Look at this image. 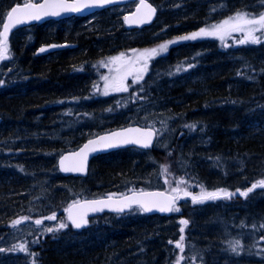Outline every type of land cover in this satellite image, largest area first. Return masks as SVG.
<instances>
[{
  "label": "trees",
  "instance_id": "trees-1",
  "mask_svg": "<svg viewBox=\"0 0 264 264\" xmlns=\"http://www.w3.org/2000/svg\"><path fill=\"white\" fill-rule=\"evenodd\" d=\"M21 1L0 0V17ZM151 1L162 10L160 0ZM163 1L170 2L172 13L160 10L154 25L134 31H127L114 8L99 12L108 30L117 29V35L109 30V38L105 32L82 30L85 18L49 21L14 33L12 52L20 58L9 70H0V256L7 254L13 264H177L178 260L179 264H213L210 249L220 257L218 264H264V188L240 195L264 179L261 42L240 43L245 37L238 32L224 41L215 36L169 39L176 42L155 59L142 81H127L128 92L96 93L104 61L164 42L152 41L170 33L180 16L179 24H174L177 37L211 28L238 12L249 18L264 14V0ZM179 10L183 14L176 17ZM125 34L139 40L126 41ZM66 41L77 47L34 55L41 44ZM240 58L245 69L234 62ZM166 64L170 68L165 71ZM147 104L152 112L145 120L142 111L133 113ZM100 114L112 116V121L96 124ZM133 123L160 131L175 127L174 135L182 140L177 147L184 144L180 155L176 157L175 147L168 143L160 157L154 150L118 149L95 156L84 178L63 176L51 160V167L40 166L42 160L58 158L88 137ZM182 129L189 131L186 137L178 135ZM195 135L197 143L190 138ZM229 159L236 160L238 167L230 165ZM1 165L15 169L5 171ZM181 179L185 183L179 187L191 195L181 191L176 205L180 211L169 216L147 215L140 208L124 215L103 214L92 218L83 231H75L66 219L71 202L134 189L172 192ZM202 189H223L232 195L193 203L192 195ZM55 213L57 220L46 219ZM22 217H28L21 221L25 224H13ZM181 220L188 223L181 225ZM58 222L68 226L60 228ZM215 224L227 227V232L231 229L221 241L217 235L207 236ZM177 242L183 244V251ZM11 261L0 260V264Z\"/></svg>",
  "mask_w": 264,
  "mask_h": 264
},
{
  "label": "snow or ice",
  "instance_id": "snow-or-ice-1",
  "mask_svg": "<svg viewBox=\"0 0 264 264\" xmlns=\"http://www.w3.org/2000/svg\"><path fill=\"white\" fill-rule=\"evenodd\" d=\"M112 2L113 0H73L72 3H69L68 0H24L22 5L17 3L6 13V19L0 17V25L3 28L0 31V60L9 58L8 35L11 29L17 25L32 20H40L42 17L59 16L62 12H79L85 8L103 6ZM154 12L155 9L146 3V0H139V5L134 15L142 13L140 19L133 21L127 16L124 19L128 23H144L151 20ZM232 32L245 33V38L240 40V43H247L249 41L252 43H260L261 37L255 35V33L260 32L264 35V14L249 18L247 14L238 12L235 16L229 17L219 24L212 25L211 28L202 27L197 32L177 37V40H196L202 36H215L221 41H224L225 37ZM174 42L176 41H169L152 49L132 50V56L120 53L118 56L110 57L109 63L114 66L111 71L115 74L111 77H103L105 80L104 95H108L109 91L128 92L130 87L127 83L128 78H132V84L139 83L147 72L148 61L160 53L165 52L168 44ZM40 51L43 52L45 49L41 48ZM0 83L3 82L0 81ZM154 135L155 132L151 128L129 127L118 132L100 136L97 139L89 140L78 152L73 153L71 157H62L60 167L63 171L83 172L86 168L89 153L123 144H137L147 148L151 146ZM67 161H71V163L66 164ZM162 167L164 172L168 171L166 166ZM182 183H185V181L181 179L177 182V187L172 189L175 195H166L163 192L133 191L132 195L121 194L119 198L116 197V194H108L106 198L102 199L86 200L83 203L77 201L67 209L68 220L75 228H81L88 223L86 217L89 212L102 211L104 208H113V206H115L114 210L118 212H122L126 208H131L133 205L138 206L144 212H150L154 209L160 212H178L180 209L176 207V201L180 198L179 193L183 191L185 196L191 195L187 190L179 187ZM257 187L264 188V179L253 184L247 191L240 192V195L247 196L249 192ZM221 194L225 197L232 195L223 189L214 192H208L202 189L199 197L192 196V202L202 203L205 200H214L219 198ZM74 209L76 210L75 212ZM27 219L28 217H22L20 220L13 221V224H19L22 220ZM46 219L54 220L56 216L53 214L52 216L46 217ZM35 223L41 224L42 221L36 220ZM187 223V220L180 221L181 225H186ZM67 226L64 223L59 225L60 228H66ZM48 231L51 232L52 229L49 228ZM180 231L183 232L184 229L181 228ZM183 240L184 237L181 235L180 241ZM176 246L183 251V244L181 242H177ZM21 249L23 250V246H21ZM233 250L235 251V249ZM0 251H3V249H0ZM180 259H183V257H180ZM177 264H179V260Z\"/></svg>",
  "mask_w": 264,
  "mask_h": 264
},
{
  "label": "bare ground",
  "instance_id": "bare-ground-1",
  "mask_svg": "<svg viewBox=\"0 0 264 264\" xmlns=\"http://www.w3.org/2000/svg\"><path fill=\"white\" fill-rule=\"evenodd\" d=\"M69 1H73V0H69ZM149 1H151V0H149ZM170 1H173V0H170ZM185 0H175V2L177 3V4H182L183 2H184ZM136 2H138V1H128V2H125V3H136ZM155 6H156V8H157V10H158V14H157V17H156V19H158V17H159V15H160V8H158V6L153 2V1H151ZM17 3H19V4H23L24 3V0H22L21 2H16V3H14L9 9H8V11L13 7V6H15ZM125 3H122V4H120V3H118V4H113V5H111L110 7H109V9L110 8H117V7H119V6H121V5H124ZM206 4H209V3H211L210 1H207V2H205ZM159 5H161L163 8H162V13L163 12H166V13H172V11L173 10H171V11H169L170 10V2L169 1H163V0H160V2H159ZM107 9V8H106ZM106 9H103V10H106ZM103 10H101V11H103ZM7 11V12H8ZM101 11H95V12H93V13H91L90 15H98V13L99 12H101ZM183 11H181V10H179V12H177L178 14H175V16L177 15V16H180V15H182L183 13H182ZM169 15H171V14H168V16ZM176 16V17H177ZM182 16H180L179 18H177V19H175L174 21H173V23L174 24H179V22L181 21V18ZM4 18H6V15H5V17ZM83 18H85V16H80V15H71V16H68V17H64V18H61V19H54V18H52V19H48V20H45V21H43V22H41V21H38V22H34V23H29V24H25V25H20V26H18V27H16V28H14L12 31H11V33H10V37H9V39H8V44H10L11 42H12V38H13V36H14V33H16V32H18V31H21V30H29L30 28H32V27H34V26H38V25H44V24H46L47 22H49V21H68V20H70V19H74V20H76V19H83ZM170 18H172V17H170ZM169 18V19H170ZM123 24H124V26H125V28H126V25H125V23L123 22ZM174 24H171V26H170V33H164V34H159L158 36H157V38L154 40V41H152V42H156V41H158V40H163L164 42H169V41H171V40H169V39H175V38H177V34H178V30H177V28L174 26ZM108 28V25L106 24L105 25V23L103 22V23H101V25H100V27H98V30H95V33H96V31L98 32V31H100V33L101 34H103V32H105L104 34H105V36L107 37V38H109L110 36L109 35H107V34H110L111 32L109 31V30H111V29H113V32L115 33V35H117V33H116V30L117 29H115V28H110L109 30L107 29ZM0 31H2V25L0 26ZM81 35V34H80ZM85 35H87V34H84V37L86 38V37H88V36H85ZM89 35V34H88ZM120 37V36H119ZM229 37H232V36H229ZM229 37H227V38H229ZM105 38V37H104ZM106 38V39H107ZM123 38H124V40H126V41H130V40H139V37L138 36H136V35H123ZM120 39H122L121 37H120ZM123 39H122V41H124ZM164 42H161V43H164ZM51 43H58V44H75L74 46L75 47H77V43H74V42H71V41H66V42H51ZM157 43H160V42H156L155 44H157ZM154 44V43H153ZM261 45H263L264 46V36H263V39L261 40V43H260ZM43 44H41V45H39V46H37L36 47V50L40 47V46H42ZM152 45V44H151ZM75 47H73V48H75ZM203 48H206V47H208L207 45H203L202 46ZM67 48H71V47H66V48H64V49H67ZM64 49H61V50H64ZM36 50H35V53H34V55L35 56H45V55H49V54H51V53H54V52H56V51H53V52H50L49 54H42V55H36ZM57 51H60V50H57ZM13 60H14V62H12V59H10V60H7V61H9V63L10 64H12V65H14L15 63H16V61L18 62V60H19V56H17V58H16V55L12 52V57H11ZM22 60H24V57H22ZM234 62H235V64H237L238 65V68H246V66H245V63H244V61L243 60H241V58L238 60V59H235L234 60ZM8 66V65H7ZM163 67V66H162ZM9 68V67H8ZM6 66H5V64H4V61L3 60H0V70H6V69H8ZM170 68V64H166L165 65V67H164V70L166 71V70H168ZM264 68V66H260L259 67V69H263ZM254 69V68H253ZM256 69H258V67L256 68ZM151 107H150V105L149 104H147V105H144V111H148L149 109H150ZM2 122V121H1ZM0 122V123H1ZM175 128V127H174ZM178 128V127H177ZM155 130H156V132H157V138H156V143H155V145H154V147H152L151 149H143V148H139V147H136V146H129V147H124V148H121V149H125V148H135V149H138V150H143V151H149V150H154V152H155V154H156V156L157 157H160V156H164V154H163V152H161L166 146L165 145H163L162 144V139H163V137L166 135V133H167V128L166 129H164V131L163 130H161L160 131V129H158V128H154ZM173 130H176V128L175 129H173ZM183 130V132L181 131H179L180 133H181V135L180 134H178L179 136H184V134H185V137L189 134V131L188 130H186V129H182ZM103 132H105V131H103ZM102 133V132H101ZM98 134H100V133H97L96 135H98ZM92 137V136H91ZM91 137H88L86 140H88L89 138H91ZM167 138H170V140L168 141L167 140ZM191 138V141H192V139H193V143H197L199 140H198V136H192V137H190ZM189 138V139H190ZM171 139H174V140H176V141H173V140H171ZM85 140V141H86ZM166 141H167V143L169 144V146L170 147H172V148H174L175 147V152H174V155L177 157V155L179 156L180 155V153H178L179 152V150L184 146V144H182L179 148L177 147V145H178V143H176V142H182V140L181 139H179V140H177V137L174 135V133L173 132H168L167 133V137H166ZM191 141H186V142H184V143H192ZM83 144V143H82ZM81 144V145H82ZM80 145V146H81ZM79 146H77V147H75V148H73V149H71V150H74V149H77ZM178 148V149H177ZM156 149V150H155ZM67 151H70V150H67ZM115 151V150H114ZM66 152V150L65 151H63V152H61L60 153V155L58 156V158H56V157H53V158H49V159H46V160H42V164L40 165L42 168H46V167H51L52 165H57V168H58V170L60 171V169H59V160H60V157L64 154ZM112 152V151H111ZM110 153V152H109ZM105 154H107V153H105ZM102 155V154H101ZM166 156V155H165ZM48 160H51L54 164H52L50 161H48ZM93 160V159H92ZM92 160H91V162H92ZM91 162H90V164H89V171H90V167H91ZM236 160H231V159H229V163H230V165H232L233 167H238V165L236 164ZM168 163H170V161H168ZM200 166H202V164L200 165ZM258 167V169H261V166H257ZM1 169L3 170H5V171H12V170H14L15 169V167H7V166H4V165H1ZM19 169V168H18ZM88 175H89V173H88ZM214 177V176H213ZM215 178V177H214ZM149 189H152V188H149ZM153 189H155V188H153ZM131 191H133V190H130V191H128V192H126V193H123V195L124 194H127V193H129V192H131ZM208 192H211V190L210 191H208ZM170 193H172V192H170ZM172 194H174V193H172ZM119 196L121 195V194H118ZM175 195V194H174ZM179 199L177 200V203H176V205L179 203V201L182 199V196L181 195H179ZM136 209H139V207L138 206H134V207H131L128 211H126V212H122V213H108V214H118V215H124V214H128V213H131V212H133L134 210H136ZM141 209V208H140ZM228 209H229V213H232V211H233V207H231V206H229L228 207ZM142 210V209H141ZM143 211V210H142ZM144 212V211H143ZM145 214H147L146 212H144ZM148 215V214H147ZM157 215H160V214H157ZM162 216H164V215H162ZM243 216V215H242ZM25 221V220H24ZM208 231H209V233L207 234V236L209 235L210 237H213V235H217V239H219L220 241L222 240V238H223V236L225 235V234H227V233H229V232H231V229H228V232H227V227H221V226H218V225H213V226H210L209 228H208ZM206 232H204L203 231V234H205ZM220 243V242H219ZM217 244V245H220V244ZM210 253H212V257H213V264H218V262H217V260L220 258L217 254H216V252L214 251V250H211L210 249ZM19 263V262H18ZM18 263H16V264H18ZM13 264V263H12Z\"/></svg>",
  "mask_w": 264,
  "mask_h": 264
},
{
  "label": "water",
  "instance_id": "water-1",
  "mask_svg": "<svg viewBox=\"0 0 264 264\" xmlns=\"http://www.w3.org/2000/svg\"><path fill=\"white\" fill-rule=\"evenodd\" d=\"M128 1H138L137 5L135 6L134 10L131 11L130 13H128L126 16L129 17L130 20H133V21H138L142 15L141 14H137V15H134L136 13V9L139 5V0H113L112 3H109V4H105L103 6H93V7H89V8H85V9H82L81 11L79 12H62L59 16H47V17H42L40 20H32V21H28V22H25L23 24H20V25H25V24H29V23H34V22H38V21H45V20H48V19H61V18H64V17H68V16H71V15H80V16H89L91 13L95 12V11H101L103 9H106L108 7H110L111 5L113 4H122V3H125V2H128ZM69 3H72L73 1H69ZM146 3L150 4L154 9H155V12L152 14V17H151V20L150 21H147V22H144V23H139V22H133V23H128L125 21L124 19V22H125V25H126V28L127 29H133V28H143V27H147V26H150L151 24H153V22L156 20V17H157V14H158V10L156 8V6L149 0H146ZM22 5V4H21ZM14 7V6H13ZM6 19V18H5ZM20 25H17L16 27L20 26ZM14 27V28H16ZM12 28L11 31L14 29ZM3 30V28H2ZM11 31L9 32V35H8V39L10 37V33ZM75 44H58V43H48V44H43L42 46H40L37 50H36V55H42V54H49L50 52H53V51H57V50H61V49H64L66 48L67 46L68 47H75L74 46ZM41 48H44L45 51L41 52L40 49ZM2 121V117L0 116V122ZM129 127H132V128H136V127H139V128H151L154 132H155V135L153 137V141H152V144L150 147H142L141 145H137V144H123V145H119V146H116V147H112V148H107V149H100L96 152H91L89 153L88 155V159H87V164H86V168H85V171L83 172H78V171H63L61 169V167L59 166V169H60V172L62 175L64 176H76V177H87L88 176V173H89V164L91 162V160L95 157V156H98V155H101V154H105V153H109L111 151H114V150H118V149H121V148H124V147H129V146H136V147H139V148H143V149H151L152 147H154L155 143H156V138H157V132L156 130L151 127V126H143L141 124H132V125H128V126H125V127H120V128H115V129H112L110 131H105V132H102L98 135H95L91 138H89L88 140H86L85 142H83V144L81 146H79L77 149H74V150H70V151H66L61 157H60V160L62 157L64 156H69L71 157V155L75 152H78L80 150V148L86 144L89 140H94V139H97L98 137L100 136H104V135H108L110 133H113V132H118V131H121L123 129H127ZM60 160H59V165H60ZM71 161H67L66 164H70ZM135 192H139V191H144V192H163L165 193L166 195H174L170 192H167L166 190H162V189H148V190H134ZM133 191L127 193V194H124V195H132ZM117 198H119L120 196H116ZM102 198H106V196L104 197H94V198H86V199H82V200H79L78 202L80 203H83L84 201L86 200H95V199H102ZM77 202V201H76ZM177 203V201H176ZM74 202L72 204H70L67 209H69V207L71 205H73ZM136 205H133L132 207H134ZM114 207L113 208H104L102 211H96V212H89L86 219L88 221L87 224L83 225L81 228H75L71 222L70 224L72 225V227L75 229V230H83V229H86L89 225V220L95 216H98V215H102L104 213H122V212H126L128 211L130 208H126L124 209V211L122 212H118V211H115L114 210ZM66 209V216H67V219H68V211ZM76 210L74 209V212ZM147 214H160V215H170L172 214V212H160L158 210H153V211H150V212H146Z\"/></svg>",
  "mask_w": 264,
  "mask_h": 264
},
{
  "label": "rangeland",
  "instance_id": "rangeland-1",
  "mask_svg": "<svg viewBox=\"0 0 264 264\" xmlns=\"http://www.w3.org/2000/svg\"><path fill=\"white\" fill-rule=\"evenodd\" d=\"M171 5V4H170ZM134 6H135V3H125L124 5H121V6H119V7H117V8H114V14H115V16H117V17H124L128 12H130L133 8H134ZM233 16H235V15H232V16H230V17H233ZM229 18V17H228ZM228 18H226V19H228ZM225 19H223L222 21H224ZM222 21H219L218 23H215V24H213V25H216V24H219V23H221ZM101 23H102V21H101V16L100 15H91V16H88L87 18H85L84 19V28H82V30H84V29H86V28H88L89 30H91V29H93V30H98V27H100V25H101ZM212 26V25H211ZM241 36H242V38H243V35H244V37H245V33H242V32H238ZM234 34V32H232L231 34H229V35H227L226 36V38L225 39H227V37H229V36H232ZM255 35H257V36H262V33H260V32H257V33H255ZM15 37L16 36H13V38H12V41L14 42L15 41ZM164 43H168V42H164ZM164 43H157V44H154V45H152V46H150V47H147V48H143V49H141V50H144V49H152V48H157L159 45H161V44H164ZM170 45H171V43H169L168 44V48H167V50L166 51H168V49H169V47H170ZM8 46H9V58H7V59H4L3 61H4V64H5V66L8 68V69H6V70H9L10 68H12V64H10L9 63V61H7V60H10V59H12L11 57H12V45H11V43L10 44H8ZM166 51L165 52H162V53H160L159 55H157V56H155L154 58H152V59H150L149 61H148V69H147V72L144 74V76H143V79L145 78V77H147V75H148V72L150 71V68H151V66H152V63H154L156 60V58H160L161 56H163L164 55V53H166ZM133 55V54H132ZM131 55V56H132ZM12 62H14V60L12 59ZM8 65V66H7ZM114 66L113 65H111L110 63H109V58L106 60V62L104 61V64H103V72L102 73H100L99 74V76L96 78L97 79V83H96V93L97 94H101L102 96H107V95H104V91H105V80L103 79V77H105V76H108V77H111V76H113L115 73L113 72V71H111V69L113 68ZM142 79V80H143ZM129 80H132V78L131 77H129L128 78V81ZM141 80V81H142ZM117 92H112V91H109V94L108 95H114V94H116ZM94 108H96V107H94ZM79 109V108H78ZM99 111V110H98ZM139 111H142V114H141V116L143 117V119L145 120L148 116H149V114L152 112V109H150V110H148V111H144V109H142V108H137V109H135L134 110V112L133 113H138ZM134 115H137V114H134ZM112 116H109V115H106V114H100V116L99 117H97V118H95L94 119V121H96L95 123L96 124H100V125H104V124H107L108 122H110V121H112ZM85 122V121H84ZM173 129H175V128H173V126L172 127H169V129H167V133L168 132H173L174 130ZM167 133H166V135L163 137V139H162V144L163 145H167V141H166V137H167ZM167 140L169 141L170 140V138H167ZM219 190H221V189H219ZM214 191H218V190H211V192H214ZM226 191V190H225ZM227 193H229L228 191H226ZM108 194H113V193H108ZM107 194V195H108ZM200 194H201V190H199V191H197L196 192V194L194 193L192 196H197V197H199L200 196ZM107 195H104V196H107ZM221 195H223V194H221ZM98 197H100V196H98ZM57 213H55V215H56ZM18 220H20V219H18ZM34 220L35 219H32V221L34 222ZM55 220H57V216H56V219ZM21 224H25L24 222L22 223L21 222ZM60 225V223L58 222V226ZM50 226H52V225H50ZM49 227H47V228H45V229H48ZM8 255L7 254H3V255H1L0 256V260H5L6 262H10L11 261V259L9 258V257H7ZM20 262V261H19ZM11 263H12V261H11ZM18 264H21V263H18Z\"/></svg>",
  "mask_w": 264,
  "mask_h": 264
}]
</instances>
